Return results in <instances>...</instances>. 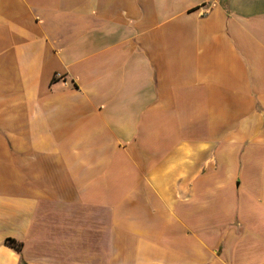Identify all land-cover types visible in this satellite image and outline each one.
I'll return each mask as SVG.
<instances>
[{"label": "crops", "instance_id": "0c3cea01", "mask_svg": "<svg viewBox=\"0 0 264 264\" xmlns=\"http://www.w3.org/2000/svg\"><path fill=\"white\" fill-rule=\"evenodd\" d=\"M0 264H264V0H0Z\"/></svg>", "mask_w": 264, "mask_h": 264}, {"label": "trees", "instance_id": "16d2710c", "mask_svg": "<svg viewBox=\"0 0 264 264\" xmlns=\"http://www.w3.org/2000/svg\"><path fill=\"white\" fill-rule=\"evenodd\" d=\"M7 243H8L9 245H11V246L16 247L17 249H20L19 246H21V245H17V243H16L15 240H11V239H9V240L7 241Z\"/></svg>", "mask_w": 264, "mask_h": 264}, {"label": "built area", "instance_id": "2783aa9c", "mask_svg": "<svg viewBox=\"0 0 264 264\" xmlns=\"http://www.w3.org/2000/svg\"><path fill=\"white\" fill-rule=\"evenodd\" d=\"M61 76H62V75H60V74H57V75H56L57 78H61Z\"/></svg>", "mask_w": 264, "mask_h": 264}]
</instances>
